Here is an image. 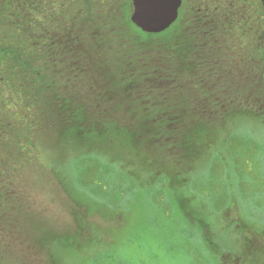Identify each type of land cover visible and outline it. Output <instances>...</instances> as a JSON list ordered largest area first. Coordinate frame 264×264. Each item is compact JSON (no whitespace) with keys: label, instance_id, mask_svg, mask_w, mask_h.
Wrapping results in <instances>:
<instances>
[{"label":"trees","instance_id":"16d2710c","mask_svg":"<svg viewBox=\"0 0 264 264\" xmlns=\"http://www.w3.org/2000/svg\"><path fill=\"white\" fill-rule=\"evenodd\" d=\"M130 5L0 0V264H31L65 243L77 248L85 226L91 247L102 245L84 220L81 197L91 194L79 196L53 165L31 182L48 144L59 155L78 148L71 162L84 174L95 153L114 156L137 186L151 187L212 166L232 118L264 121V0H186L158 34L131 21ZM55 184L77 204L74 231L63 238L66 229L29 192Z\"/></svg>","mask_w":264,"mask_h":264},{"label":"rangeland","instance_id":"374dc122","mask_svg":"<svg viewBox=\"0 0 264 264\" xmlns=\"http://www.w3.org/2000/svg\"><path fill=\"white\" fill-rule=\"evenodd\" d=\"M242 116L232 118L219 135L220 158L212 166L202 162L175 183L164 180L151 187L137 186L114 156L101 159L95 153L84 174L85 166L71 162L78 148H64L59 155L58 144H48L43 167L31 169V182L43 173L46 177L53 165L60 176L69 175L79 196L91 194V199L81 197L90 212L84 220L98 227L102 245L91 247L87 237L93 233L85 226L86 239L76 245L88 242L89 249L64 242L38 258L31 255V264H264V121ZM226 137L236 158L226 148ZM55 187L38 196L32 187L29 192L32 201L35 197L48 209L53 226L66 229L59 233L63 238L76 226L74 201Z\"/></svg>","mask_w":264,"mask_h":264},{"label":"water","instance_id":"95a60500","mask_svg":"<svg viewBox=\"0 0 264 264\" xmlns=\"http://www.w3.org/2000/svg\"><path fill=\"white\" fill-rule=\"evenodd\" d=\"M182 0H132L131 21L143 32L158 34L178 19Z\"/></svg>","mask_w":264,"mask_h":264},{"label":"flooded vegetation","instance_id":"af4514ba","mask_svg":"<svg viewBox=\"0 0 264 264\" xmlns=\"http://www.w3.org/2000/svg\"><path fill=\"white\" fill-rule=\"evenodd\" d=\"M184 3H186V0H182V6H183ZM181 9H182V7H181ZM181 9H180V11H179V16L182 15V11H181Z\"/></svg>","mask_w":264,"mask_h":264}]
</instances>
